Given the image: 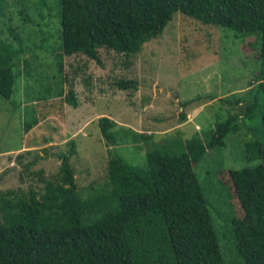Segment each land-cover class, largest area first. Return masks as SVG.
<instances>
[{
	"label": "rangeland",
	"instance_id": "rangeland-1",
	"mask_svg": "<svg viewBox=\"0 0 264 264\" xmlns=\"http://www.w3.org/2000/svg\"><path fill=\"white\" fill-rule=\"evenodd\" d=\"M0 38L20 49L11 64L18 74L14 92L0 97V191L42 193L44 179H57L59 153L73 140L76 153L69 162L86 199L105 189L109 159L144 167L149 151L183 152L188 139L198 136L202 142L218 123L236 116V130L227 133L224 145L208 149L194 169L224 264H245L233 231L240 206L217 173L262 161L248 149L257 138L263 140L261 110L252 107L262 96L248 90L260 65L255 36L175 12L162 34L145 42L137 55L100 48L98 64L81 53L63 54L59 0H7ZM119 79L136 85L121 88ZM71 87L76 107L57 95ZM102 116L115 122L112 143L98 125ZM34 120L25 130L24 121ZM132 131L152 136L140 139Z\"/></svg>",
	"mask_w": 264,
	"mask_h": 264
},
{
	"label": "trees",
	"instance_id": "trees-1",
	"mask_svg": "<svg viewBox=\"0 0 264 264\" xmlns=\"http://www.w3.org/2000/svg\"><path fill=\"white\" fill-rule=\"evenodd\" d=\"M6 1L0 0V16ZM59 1L63 54L81 53L98 64L100 48L137 55L145 42L162 34L175 12L259 40V72L248 90L262 96L252 107L261 110L263 140L257 138L248 149L262 161L253 167L222 169L217 176L240 206L241 213L235 212L233 219L238 254L245 264H264V0ZM19 54L20 49L0 38L2 98L14 92L18 74L11 64ZM116 84L131 88L136 82L119 79ZM57 95L78 105L72 87ZM248 112L246 108L244 115ZM235 120L232 116L218 123L202 142L198 136L188 139L183 152L149 151L144 167L131 166L120 157L109 159L105 189L86 199L69 162L76 153L70 140L69 149L59 153L57 179H44L42 193L0 191V264H224L194 167L208 149L224 145L227 133L236 130ZM37 122L24 121V129ZM114 124L106 116L98 119L102 135L111 143ZM132 132L140 139L152 136ZM230 203L235 206L231 199Z\"/></svg>",
	"mask_w": 264,
	"mask_h": 264
}]
</instances>
